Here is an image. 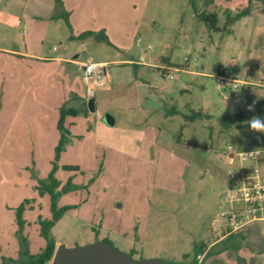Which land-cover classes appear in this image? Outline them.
Listing matches in <instances>:
<instances>
[{"label":"rangeland","instance_id":"1","mask_svg":"<svg viewBox=\"0 0 264 264\" xmlns=\"http://www.w3.org/2000/svg\"><path fill=\"white\" fill-rule=\"evenodd\" d=\"M212 1L73 2L74 30H102L105 42L68 39L63 15L50 17L55 0H0V256L18 244L17 232L30 252L39 251L52 175L56 190L67 188L58 207L70 205L50 229L58 244L107 239L136 259L200 264L202 255L192 263L193 245L219 236L220 213L236 207L224 203L230 174L252 165L264 176V132L249 125L264 122V20L244 16L254 5L264 13V0ZM209 4L218 29L198 17ZM5 48L107 61L108 88L94 91L93 111L83 105L63 116L62 143L59 113L74 104L64 98V63L36 65ZM228 64H240L238 76L256 85L223 88L215 74ZM167 69L177 77L165 79ZM236 111L244 118L221 126L219 117ZM192 112L202 115L183 119ZM254 150L259 164L237 155ZM233 234L203 264H264V218Z\"/></svg>","mask_w":264,"mask_h":264},{"label":"built area","instance_id":"2","mask_svg":"<svg viewBox=\"0 0 264 264\" xmlns=\"http://www.w3.org/2000/svg\"><path fill=\"white\" fill-rule=\"evenodd\" d=\"M79 64L86 98L93 97L95 90L108 88L109 78L105 70V62L86 59ZM239 67L240 64L229 65L219 70L215 78L223 88L228 87L233 91L239 88L241 90L244 84L236 76V70H239ZM102 69H104L103 72ZM175 71L178 72L177 69ZM175 71L167 69L163 72V77L167 80L175 79L177 77ZM257 154V150L237 153L241 161L252 160L259 164L256 159ZM234 202H237L236 207L229 205V208L220 213L222 221L217 220L219 234L238 232L245 223L264 218V176L259 174L256 166L241 165L239 175L230 174L229 185L225 188L224 203Z\"/></svg>","mask_w":264,"mask_h":264},{"label":"trees","instance_id":"3","mask_svg":"<svg viewBox=\"0 0 264 264\" xmlns=\"http://www.w3.org/2000/svg\"><path fill=\"white\" fill-rule=\"evenodd\" d=\"M246 11H241L239 13H237V16H243L245 14ZM63 18L65 20V22L68 24L67 22V18H66V13H63ZM198 17L200 18V20L204 21L205 24L208 26V28L210 29H218L216 22H217V15L214 12H206V10H202L201 12L198 13ZM92 36L95 40L97 41H105L107 42V37L104 34V32L102 30L98 31V32H90V31H84L79 33L76 37H73L72 35L69 36V39H84L86 37H90ZM219 72V71H218ZM243 90V89H241ZM232 95V93H231ZM86 105V103H85ZM87 107V106H86ZM77 114V111L73 108L67 107L64 108L62 107L59 113V118L57 121V127L59 129V131L61 132V136H60V143H62V141L66 140V136H65V130L63 128L62 125V120H63V116L65 114ZM197 116H201L202 114L200 112H192L190 115H184L185 119H193L194 117ZM244 113L240 112V111H236L233 114H231L228 117H219V122L221 124V126L223 127H231L232 125H234L236 122L241 121L242 118H244ZM204 117H208V115H205ZM179 139V138H178ZM65 169H78L77 166H71V165H66L63 166ZM49 180V188L48 192L50 195V210H51V216L49 219H39V224H40V236L44 239L45 243L43 248L37 252L36 254H30L27 248V244H26V238L23 236V234L21 232H17V236H18V241H19V248H20V259L18 260H13L10 258H1L0 260V264H46L47 262L50 261L53 251L56 247L55 241L52 238V236L50 235V229L51 227L55 224V222L64 214L65 211H67L70 208V205H63L58 207L57 205V200L61 194V192L66 191L67 188L66 186H63L61 190H56V188L59 186L60 182L58 180H56L52 175H49L48 177ZM18 224L20 225V228L23 225V220L18 219ZM233 233H230L228 236V239L230 237H233ZM239 238H242L240 234H238ZM103 241L109 242L107 239H102ZM221 247H224V241L220 243ZM201 246L198 245V243H195L193 245V260L192 263L196 262V257L200 254H203V257L201 259L200 264H203V261L206 257H208L210 254H213L215 252H219L221 250L220 249H212V248H208L205 250V245L201 243ZM204 247V250H203ZM133 252V251H132ZM132 252H130V254L132 255ZM168 264H181L180 262H168Z\"/></svg>","mask_w":264,"mask_h":264},{"label":"crops","instance_id":"4","mask_svg":"<svg viewBox=\"0 0 264 264\" xmlns=\"http://www.w3.org/2000/svg\"><path fill=\"white\" fill-rule=\"evenodd\" d=\"M76 1H78V0H58V1L55 0L56 11H53V14L50 17L59 18V17H62L63 13H66V15H67L68 13L72 12L73 9H72L71 5L73 4V2H76ZM215 1H217V0H213L212 4H216ZM212 4L211 5L210 4L207 5V7H205L204 10H206V12H213V11H211L212 9H210ZM256 8L257 7L254 5L252 10L248 14H245L244 16H250V17H253V18H258L260 20H264V13H262L259 10H257ZM51 9L53 10V8H50V10ZM70 16L71 15H67L68 24L66 23L68 25V27H69L68 28L69 32L66 34V37L68 39H69L70 35H72L73 37H76L80 33V32H77L76 30H74L73 25L70 23V18H71ZM217 18L219 19L218 16H217ZM84 39H78V40H84ZM4 51L7 52V53H10V54H14V55H16L18 57H21V58L33 59L35 61L36 65H39V64L42 65V63H44V62H46V63L47 62H52L53 64H56V65L59 66L61 63H64L62 76L67 82L66 95H65L64 98L67 101V99H69L68 96L72 97V100H73L74 104L70 105L69 107L75 109L77 111V114L79 113L78 109L82 108V106L85 105L87 99H86V95H85V89H84V86L82 84V81H81V78H80V75H79V73H80V64L79 63L84 61V60L78 59V54H75V55L67 58V57H60V56H53V57L49 56L48 57V56L37 55V54L33 53L32 51H28V49H25L24 51H19L16 48H9V49L5 48ZM96 62H107V61H102L101 60V61H96ZM229 65L230 64H228L227 66H229ZM225 68L219 67L217 69V72L219 70L225 69ZM239 72H240V69L236 70V74H237L236 76L238 77V80H240L241 83L244 84L243 88L248 87V86H252V85H256L255 83L251 82L250 80H248L246 78L245 79L243 78V80H242L241 77L238 76ZM54 74H55L56 81H58L60 79V76H61L60 71L55 72ZM40 75H42L41 72H40ZM37 77L38 76L36 75L35 78H37ZM30 80H32L33 83L36 86H38L36 79L31 78ZM41 81H42V79H41ZM183 119L187 120L184 117H183ZM66 204H68V203H65L64 205H66ZM46 219H49V218L47 217ZM236 232H233V233H236ZM215 235L216 236L219 235V236H217L212 241H208L207 243L206 242H202V244H204L206 246L205 250L208 249V248H211L212 246H215L217 244L219 245L223 241L228 240V236H229V234H226V233L225 234H219L218 228L215 231ZM43 241H44V239H43ZM43 241H42V244H41V247H40L39 251L44 246L45 241L44 242ZM55 244L57 245L58 242L55 241ZM9 247H12L10 253H8L7 255L0 256V260H1V258H10V259H13V260H18L16 257H18L20 255L19 242H18V244L14 245V246L10 245ZM27 248H28V246H27ZM29 250H30V248H29ZM29 253L30 254H36V253H32L30 251H29ZM202 257H203V254H202ZM48 264H49V262H48Z\"/></svg>","mask_w":264,"mask_h":264},{"label":"water","instance_id":"5","mask_svg":"<svg viewBox=\"0 0 264 264\" xmlns=\"http://www.w3.org/2000/svg\"><path fill=\"white\" fill-rule=\"evenodd\" d=\"M86 106L89 111L94 110L93 97L86 100ZM105 121L113 122L110 115L105 116ZM49 264H168V262L162 258L136 259L129 252L119 250L109 242L95 240L76 246L57 244Z\"/></svg>","mask_w":264,"mask_h":264},{"label":"clouds","instance_id":"6","mask_svg":"<svg viewBox=\"0 0 264 264\" xmlns=\"http://www.w3.org/2000/svg\"><path fill=\"white\" fill-rule=\"evenodd\" d=\"M250 128L258 132H264V122L260 118H253L249 121Z\"/></svg>","mask_w":264,"mask_h":264}]
</instances>
